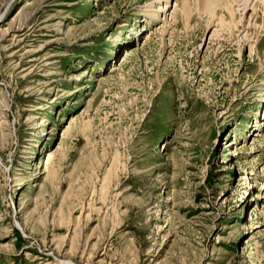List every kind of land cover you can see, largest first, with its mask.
Masks as SVG:
<instances>
[{"label": "rangeland", "instance_id": "374dc122", "mask_svg": "<svg viewBox=\"0 0 264 264\" xmlns=\"http://www.w3.org/2000/svg\"><path fill=\"white\" fill-rule=\"evenodd\" d=\"M184 1L0 0V264H264V0Z\"/></svg>", "mask_w": 264, "mask_h": 264}, {"label": "bare ground", "instance_id": "6f19581e", "mask_svg": "<svg viewBox=\"0 0 264 264\" xmlns=\"http://www.w3.org/2000/svg\"><path fill=\"white\" fill-rule=\"evenodd\" d=\"M187 1V0H186ZM186 1H184V2H186ZM197 1H201L202 2V6H203V11H204V13H210L211 12V9H212V3H218V4H223L224 2H225V4H226V7H227V9L229 8V9H231L232 8V6L231 5H227L228 4V2L226 1V0H197ZM187 3V2H186ZM184 4V3H183ZM228 9V10H229ZM245 10V9H244ZM232 11V10H231ZM229 12H230V10H229ZM233 13V12H232ZM233 17V16H232Z\"/></svg>", "mask_w": 264, "mask_h": 264}]
</instances>
